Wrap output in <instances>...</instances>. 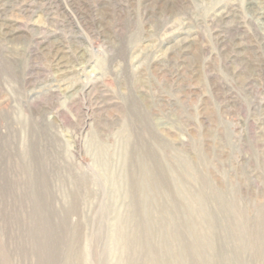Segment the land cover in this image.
<instances>
[{
  "label": "rangeland",
  "instance_id": "1",
  "mask_svg": "<svg viewBox=\"0 0 264 264\" xmlns=\"http://www.w3.org/2000/svg\"><path fill=\"white\" fill-rule=\"evenodd\" d=\"M0 264H264V0H0Z\"/></svg>",
  "mask_w": 264,
  "mask_h": 264
}]
</instances>
